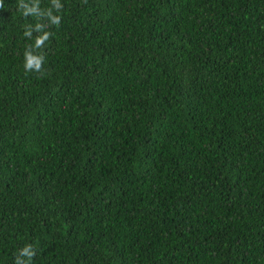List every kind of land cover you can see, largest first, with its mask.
<instances>
[{
	"label": "trees",
	"instance_id": "trees-1",
	"mask_svg": "<svg viewBox=\"0 0 264 264\" xmlns=\"http://www.w3.org/2000/svg\"><path fill=\"white\" fill-rule=\"evenodd\" d=\"M0 264H264V0H0Z\"/></svg>",
	"mask_w": 264,
	"mask_h": 264
}]
</instances>
